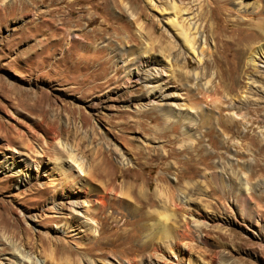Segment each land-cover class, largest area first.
Instances as JSON below:
<instances>
[{"label":"rangeland","instance_id":"374dc122","mask_svg":"<svg viewBox=\"0 0 264 264\" xmlns=\"http://www.w3.org/2000/svg\"><path fill=\"white\" fill-rule=\"evenodd\" d=\"M176 1L190 6L191 11L199 10L195 0ZM240 1L200 0L205 16L191 21L199 25L206 63L182 52L171 62L178 69L189 60L191 65L182 68L183 72L197 70L202 76H212L213 84L223 81L228 97L224 91L214 96L226 102H231L230 96L239 99L247 93L248 77L255 72L252 66L241 71L242 48L264 39L246 21L264 18V13L251 14L261 7L264 11V0H242L249 2L245 7ZM168 2L0 0V264H19L10 254L13 251L25 255H19L21 264H167L171 251L164 238L146 237L148 224L156 218L146 211L159 207L153 194L156 188H174L195 179L201 180L196 186L206 195H192L194 202L187 208L191 216L181 212L183 208L176 212L172 239L203 262L264 264V232L255 221L259 217L264 225V97L255 88L246 99L254 122L247 128L237 119L231 120V125L228 111L219 113L202 99L198 89L190 88V93L182 90L188 95L176 100L182 108L192 111L198 102L220 117L219 123L213 116L210 123H199V143L193 147L191 138L180 134L181 123H170L163 134L157 111L141 113L148 108L143 93L151 83L136 76L125 81L122 69L135 61L137 53L144 52L143 42L162 59L166 52L159 53L156 37L162 44L175 39L165 21L170 14ZM150 29L153 38L148 39L146 31ZM119 65L124 67L116 71ZM155 68L161 70L160 65ZM174 77L175 85L183 84L184 78ZM50 120L62 124L68 133L54 136V130L48 132L43 124ZM156 128H160V137L150 131ZM60 136L78 143L79 154L85 156V172L92 171L96 163L93 172L97 180L90 176L81 179L84 172L75 164L64 163L62 173L53 168L59 165L58 149L47 143L50 137L57 140ZM96 147L100 151L95 156L90 149ZM42 149L47 172L31 167ZM164 152L167 154L159 159L158 153ZM221 164L226 165L224 170ZM226 170L238 174L249 189L245 193L235 187L225 189L219 180L204 177L212 172L227 176ZM123 189L133 198L119 196ZM66 192L80 194V205L95 233L83 231L78 220H74L75 227L66 228L65 219L70 217ZM101 196V208H89L83 202L84 197H90L98 205L94 199ZM205 204L209 205L206 209ZM200 206L213 210L216 219L196 230L192 216L201 219Z\"/></svg>","mask_w":264,"mask_h":264},{"label":"bare ground","instance_id":"6f19581e","mask_svg":"<svg viewBox=\"0 0 264 264\" xmlns=\"http://www.w3.org/2000/svg\"><path fill=\"white\" fill-rule=\"evenodd\" d=\"M146 1L149 2L150 0H146ZM195 1L197 2V7L199 6V10L196 9L197 10L196 12L191 11L190 6L182 5L180 2H177L176 0H169V2L167 3V9H169L170 14L166 17L165 21H166V25L170 28V31L172 33V37H174L175 39L173 41L169 40V41H167V43L162 44L158 41V39H160V38L156 37V41L158 43L156 48L158 49L159 53L166 52L165 57H167L166 58L167 60L165 59V57L162 59L156 58L149 48V43L145 41V42H143L144 52L137 53V55L135 56V61L132 62V64L130 62H128L130 64H127V65L124 64L126 67L124 69H122L126 75L125 81H129L132 77L136 76V77L143 78L147 84L151 83L149 85L148 90L144 91V93H143V98L147 101L145 103V105H148V108L143 110L141 113L146 114L149 112L157 111L161 115V120H162L163 128H164V130L162 132L163 134H166L167 131L169 130L168 125L170 123H172V122L181 123L183 125V127H182L183 131L180 134L182 136H186V137L191 138V141L193 143V147H197V144L199 143V137H198L199 123H205V122H207V124L210 123L212 116L214 119H216V121H217L216 123H219L220 117L215 116L212 109L210 110V112L207 110H204L201 105H198V102L197 103L195 102V104H197V105H195V107L193 106L192 111L190 110L191 108L190 109L189 108H187V109L182 108L184 105L182 106L176 100L181 99L180 96L182 94L190 93L191 92L190 88L198 89L199 93H200L199 95H203L202 97H204L202 99H204V101L206 103L209 102L210 104H212L214 109L218 110L219 113L222 109H226L228 111V118L230 119L228 121H230V124H231V120L234 121L237 119L238 123H239V121L242 122L243 127H247V128H248V126H250L254 122H253L251 116L249 115V112H247V110L249 109V106L246 103V99L249 98V95H252L254 93L253 91L256 92V90H258V94L261 98L264 97V77H261L258 74L259 72H261L260 74L264 73V39L259 40V42H256L253 44H248L245 46L243 45L244 47L242 48L241 53H240V57L243 60V66H241V71H242V67H243V72H244L247 68L252 66V68L255 70V72L251 73L250 77H248V80L250 81V87L247 90L248 94L246 93L245 95H243V97L238 96L239 99L238 98L236 99L235 96H230L229 99L231 100V102H228V101L226 102V99L222 100V99H218L215 97L221 91H224L225 97L229 93L226 89V86H225L226 84L223 81H217L213 84L212 83L213 82L212 76H208V77L202 76L203 74L201 75V73H199V71H197V70L192 71V72H190L189 70H185V72H183L182 68H184V67L189 68L190 67L191 64H190L189 60H184L183 64L178 66V69H180V70H178L172 66V64H171L172 60L177 61V57L179 55H181V52H182V55L188 54V53L192 54L193 56H195L196 60L200 63L205 62V60L203 58L204 53H205V49H204L205 42L200 41L199 25L196 24V22L192 23V21H191L194 18L201 19V17L204 15V6L203 5L201 6L200 0H195ZM210 1H213V0H210ZM240 2H242V3H239V4L244 5L243 7H245L246 4L249 3L248 1H242V0ZM198 4H200V5H198ZM215 7L216 6H214V8ZM259 7L260 6L258 5V8ZM261 13H264V11L262 12V7L255 10L254 12H251L252 15H254V14L258 15ZM91 16H92V14H91ZM90 17H88V18H90ZM138 17H140V15ZM135 21H136V19H135ZM246 21L248 22V24L252 28L258 29L264 35V18H259L258 20L253 21V17H249L248 19H246ZM136 24H137V29L141 31L143 29V26L141 25V23L138 21ZM146 32L148 35L147 36L148 39L153 38L152 34L154 31L152 29H150ZM240 32H241V30H240ZM236 40H237V38H236ZM235 43H237V42H235ZM151 47H152V45H151ZM186 57L187 56H185V58ZM258 62L261 65H258L257 64ZM156 65L161 66V70H160L161 72L155 70ZM119 66H118V68L117 67L115 68V69H117L116 71H120L123 65H119ZM116 71H114L113 73H116ZM165 73H167V74H165ZM149 74L150 75L153 74V75L149 76ZM175 75H176V77L180 76L181 78L185 79L183 84L181 83L182 87L184 86L182 89H181V85L177 86L174 84V81L172 79ZM174 79H175V77H174ZM255 88H256V90H255ZM193 89H192V91H193ZM228 89L230 90L232 88H228ZM182 90H185L187 92L184 93ZM210 94H213V97ZM187 96L188 95H186V97ZM200 99H201V97H200ZM39 102L42 104V105H40V109L42 111H44V113L46 114V110L43 107L42 101L39 100ZM175 105L177 106V108H175ZM193 105H194V102H193ZM211 108H212V106H211ZM43 125L46 127V130L48 132H51L52 130H54V132L52 133L54 136H58L61 134L68 133V132H66L67 130L62 124L61 125L55 124V122H53L52 120H50L47 123H44ZM228 125H229V123H228ZM0 128H1V126H0ZM76 130H78V129H76ZM150 131L152 134H154L155 137L161 136L160 135V133H161L160 128L152 129ZM261 136H264V131L261 132ZM81 138L83 140V137H80V140H81ZM173 138H175V136H173ZM47 144L50 145L51 147L58 149V150H56V155H57L56 159H57V161H58L57 163H59V165H57L56 167H53V168L57 169L60 173H62L64 163H66L67 166H75L76 165L79 172L80 171L84 172L82 175L78 172L77 176L81 175L82 176V177L80 176L81 179L86 180L89 176L93 179H96L95 178L96 173H95V171L93 172L94 168H96V163L93 164L94 168L92 171H90L89 169L88 170L86 169V172H85V167H84L85 166V159H84L85 156L82 154L83 152L79 154V152L77 150L79 148L78 143L76 144L75 142H69L66 139H61V136H60V137H57V140L54 137H52V138L50 137L49 143H47ZM164 144L165 143H162L159 147L160 148L164 147ZM181 146H183L182 143L180 144V147ZM46 147H47V145H46ZM153 148H154V150H155V148L157 149V147H155V146ZM261 148H260V150H261ZM182 149H183V147H182ZM94 150H96V151H94ZM158 150H159V148H158ZM99 151H100L99 147H96L95 149H93V148L90 149V152H93L95 154V156L97 153H99ZM137 152H139V147H138ZM146 152L147 151H145V153ZM44 153H45V151H44V149H42V151L38 155L40 157L35 159L32 164L30 162L31 167H34V169L36 171L40 172L43 169L45 172H47V168H45V166L43 165L44 161H43L42 156ZM154 154H156V153H154ZM166 154L167 153H165V152L162 154L158 153V155L160 156L159 159ZM120 159L123 161V163L128 162L127 158L124 157V155H121ZM71 163H73V164H71ZM225 163H226V165H229V162H225ZM104 164H106V163H104ZM226 165L221 164L220 168L224 170ZM243 166H245V165H243ZM226 173H227V176H225L224 174H221V173L218 174L217 172H212L208 176H204V177H206L207 180L208 179H210V180L212 179L213 181L219 180V182H221L222 187L224 186L223 188H225V186H226L225 189L235 187L238 190H241L242 193H245L246 190L249 189L247 187V184L245 182L241 181V178L239 177L238 174H236L234 172L229 173V171H227V170H226L225 174ZM250 174H249V176H250ZM250 177H252V176H250ZM110 179H112V178H110ZM176 179H178V174H176ZM199 182H201V180H199V179H195L194 181H185L184 184L177 186V187H174V188L173 187L171 188L169 185H165V186H162V188H156L154 193H153L154 196L157 198V201L160 202V204H159L158 208L156 207V208H153V209L146 211L148 213V215H151L152 213H154V215L156 214L155 220L148 224L146 237L148 239L149 238L153 239L156 237L159 240H160V238H162V239L164 238L163 242H165L166 245L168 246L167 249H169L171 251V252H168V259H167L168 263L167 264H213L212 261L203 262L202 259L199 258L198 256L196 258L195 257L193 258L192 257L193 253H191L188 248L187 249L183 248L181 243H178L177 240L172 239V235L174 233L173 231L175 230L174 229L172 231V228L174 226L173 223H174V221H176V218H177L176 212H179V209L183 208V210L181 212H186L187 216H191V213H189L187 208L189 206L188 203L194 202V200H192L193 199L192 195H194L195 193L201 194V195L205 194V192L203 190H201V187L199 188V186H196ZM209 182H211V181H209ZM227 187H229V188H227ZM192 189L196 190L195 192H193V194L191 191ZM211 190H213V189H211ZM140 193H144L143 189H140ZM65 195H67L65 197L67 199V203L69 206L68 209H70V212H69L70 217L65 219V221H66L65 224L68 225V226H66V228L75 227L74 220L75 221L78 220L79 221L78 224H79V226L81 225L83 227V231H90V232L95 233L96 230H95V228L92 227L91 222H89V217L85 214V212H86L85 209H82L83 207L80 205V203H81L80 194H78L77 192L74 194L66 192ZM118 195L122 196V197L133 198L132 195L129 196L130 195L129 191L125 190V189L121 190ZM208 195H210L209 192H208ZM84 198L85 199L83 202H87V204H88L87 206L89 208L90 207L91 208H97V207L101 208L104 205L103 201H102V196L97 198L96 200L94 199V201H96V203H98V205H95V203L93 202V199H91L90 197H84ZM53 199H55V198H53ZM205 205H204L205 209H206V207H209L208 204H205ZM202 206H200V211L202 212V214L199 213L201 219L196 218L195 216L194 217L192 216L193 227L196 230L200 226H207L208 225L207 220H209V219L215 220L216 219L214 217L213 210H211V209L205 210ZM180 217H182V219H183L184 216H182L180 213ZM72 218H73V221H72ZM255 221L257 223H259L258 224L259 227L264 232V225H263V223H261L260 218L258 217L257 220H255ZM187 229H188V227H187ZM217 229L222 231L221 227L220 228L217 227ZM77 230L81 231L79 228H77ZM217 234H219V233H217ZM50 241H53V243L55 242L56 244L59 243L57 240L50 239ZM157 243H159V242L156 241L154 243V245H156ZM157 245H159V244H157ZM166 245H164V246H166ZM159 247H161V246H159ZM154 249H155V247H154ZM153 251L155 252L156 250H153ZM262 251H263V249H262ZM160 252L161 251H159L158 254H160ZM10 254L13 258H15L18 261V263L20 262L19 264L22 263L21 258L25 257V255H23L21 253H19V255L22 257H19V255L17 253H15L14 251L11 252ZM16 264H17V262H16ZM86 264H90V263L86 262ZM152 264H157V263L154 261Z\"/></svg>","mask_w":264,"mask_h":264}]
</instances>
